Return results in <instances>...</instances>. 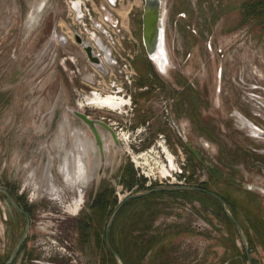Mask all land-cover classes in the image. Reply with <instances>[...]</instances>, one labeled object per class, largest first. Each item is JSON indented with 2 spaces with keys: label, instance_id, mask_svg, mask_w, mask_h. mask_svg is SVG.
I'll return each mask as SVG.
<instances>
[{
  "label": "rangeland",
  "instance_id": "rangeland-1",
  "mask_svg": "<svg viewBox=\"0 0 264 264\" xmlns=\"http://www.w3.org/2000/svg\"><path fill=\"white\" fill-rule=\"evenodd\" d=\"M163 1L165 74L142 45L143 0L120 6L136 53L132 104L113 111L84 105L100 78L62 0H0V264H264V12L247 14L264 0ZM72 111L133 132L129 146L96 126L101 155ZM77 132L94 147L79 194L60 175ZM159 134L182 171L171 184L130 156Z\"/></svg>",
  "mask_w": 264,
  "mask_h": 264
},
{
  "label": "built area",
  "instance_id": "built-area-1",
  "mask_svg": "<svg viewBox=\"0 0 264 264\" xmlns=\"http://www.w3.org/2000/svg\"><path fill=\"white\" fill-rule=\"evenodd\" d=\"M62 1L69 22L67 38L70 39L71 36L74 38L75 35L79 36L82 42L91 48L93 56L100 61L103 68L102 71L91 65L93 73L100 78V81L96 82L97 85L92 84L94 91L90 92V95L86 96L85 99L95 93L100 96L118 95L128 100L130 104L127 106H130L132 104L131 90L126 87L133 81L134 72L131 61L136 52L134 53V51L123 47V42L126 39L129 40V38L125 35V26L121 16L117 13L119 7L130 0H98L99 5H96L95 0ZM92 81L94 80L92 79ZM163 113V120L167 122L169 129L177 132V134L184 132L171 119L167 107H164ZM111 125H114V122ZM132 135L133 132L123 129L116 132L118 141L126 146H129V137ZM134 147L130 153L134 167L152 178L153 181L159 184L164 182L171 184L176 181V175L182 173L181 170L176 172L175 169L171 170L170 168L169 157H172V162L175 160L171 153L172 148L170 149L164 135L159 134L158 139L152 146L141 150L138 154H136V151L140 149V145L135 144ZM175 147L177 146L175 145ZM175 165L177 166V164Z\"/></svg>",
  "mask_w": 264,
  "mask_h": 264
},
{
  "label": "water",
  "instance_id": "water-1",
  "mask_svg": "<svg viewBox=\"0 0 264 264\" xmlns=\"http://www.w3.org/2000/svg\"><path fill=\"white\" fill-rule=\"evenodd\" d=\"M163 4H164L163 0H143V7H142V14H141V40H142V45L145 50V53L148 59L152 63H153V57L156 56L160 52L161 48L163 47H164L163 49L164 55H166L167 57V53L165 51V29H164V21H163L164 11L162 10ZM57 41L62 44H65L66 39L63 35H58ZM74 41L82 47L83 51L85 52L88 62L92 66H95L99 70L103 71L100 61L95 56H93L91 48L88 45L84 44L81 38L77 35L74 36ZM72 114L75 115L79 120H81L91 131L101 155H102V150H103L102 143H101V138L99 136L96 126L103 127L110 134L113 146H117L118 144L117 139L113 131L105 123L98 121V120H90L85 115L79 112H76V111H72ZM183 141L186 142L185 137H183ZM187 146L189 145L187 144ZM188 148H190V150L193 152V154H195V156L198 159H201V156L194 149H192L191 147H188ZM116 212L117 210L114 212L111 218V221L113 220V217L115 216ZM28 226L29 224H27V228ZM24 236L25 234H23V236L21 237L17 249L20 247L24 239ZM16 252L10 258L8 263L12 262Z\"/></svg>",
  "mask_w": 264,
  "mask_h": 264
},
{
  "label": "flooded vegetation",
  "instance_id": "flooded-vegetation-1",
  "mask_svg": "<svg viewBox=\"0 0 264 264\" xmlns=\"http://www.w3.org/2000/svg\"><path fill=\"white\" fill-rule=\"evenodd\" d=\"M41 8L42 6H40V9ZM31 17L32 19L34 18V16H31ZM75 134L79 136V140H78V150L79 151L76 154L75 158L72 160L65 157L63 164L60 167V175H61V178H63V181L66 184H69L71 188L76 190L79 194L81 193V186L84 187L89 184V181L87 180V168H86L83 158L81 157V154L85 159L86 149L89 148L91 149V151H93L94 147H93V143L91 140H88L85 137L83 138L80 137L79 132ZM212 172H214V170H212Z\"/></svg>",
  "mask_w": 264,
  "mask_h": 264
},
{
  "label": "bare ground",
  "instance_id": "bare-ground-1",
  "mask_svg": "<svg viewBox=\"0 0 264 264\" xmlns=\"http://www.w3.org/2000/svg\"><path fill=\"white\" fill-rule=\"evenodd\" d=\"M163 49L164 47L161 48L160 52L156 56L153 57V63L154 65H156V67H158L157 69L161 74H165L168 69V58L166 57V55H164ZM128 103H129L128 100L123 99L121 96H118V95L100 96L97 93H95L94 95L87 98V102L84 105H92L100 109L106 108L110 110H117V109L120 110L122 107H126ZM239 117L241 118L243 124L247 128L251 130H256V131L258 130V128L255 125H253V123L249 122L248 120L243 118L241 115Z\"/></svg>",
  "mask_w": 264,
  "mask_h": 264
},
{
  "label": "trees",
  "instance_id": "trees-1",
  "mask_svg": "<svg viewBox=\"0 0 264 264\" xmlns=\"http://www.w3.org/2000/svg\"><path fill=\"white\" fill-rule=\"evenodd\" d=\"M258 5H259V8H261L259 11L256 10L257 7H255V8L253 7V9L250 10V11L247 9V14L248 15L249 14H253V15H259V16H261L262 13L264 12V1L263 2H259ZM127 186H132V182L129 181L128 184H127Z\"/></svg>",
  "mask_w": 264,
  "mask_h": 264
},
{
  "label": "crops",
  "instance_id": "crops-1",
  "mask_svg": "<svg viewBox=\"0 0 264 264\" xmlns=\"http://www.w3.org/2000/svg\"><path fill=\"white\" fill-rule=\"evenodd\" d=\"M121 12H122L121 7H119V9L117 10V13L121 16V19L123 21V24L125 23V25H127L128 24V21L125 22L124 17L122 16L123 12L122 13Z\"/></svg>",
  "mask_w": 264,
  "mask_h": 264
}]
</instances>
